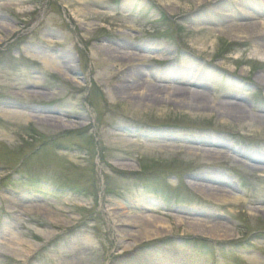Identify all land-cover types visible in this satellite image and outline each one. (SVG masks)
I'll list each match as a JSON object with an SVG mask.
<instances>
[{"label": "rangeland", "instance_id": "rangeland-1", "mask_svg": "<svg viewBox=\"0 0 264 264\" xmlns=\"http://www.w3.org/2000/svg\"><path fill=\"white\" fill-rule=\"evenodd\" d=\"M176 1L0 0V29H16L0 31V108L23 114H0V264H264V172L227 149L226 163L189 152L213 148L187 142L210 139L264 154V124L171 103L142 107L119 87L130 74L162 73L187 58L214 73L208 102L234 92L229 84L236 83L260 113L264 86L256 78L264 62L254 41L211 31L226 23L205 12L222 3L236 11L234 23H264V0H203L198 8ZM236 1L257 4L259 16L241 15ZM139 45L170 53L132 49ZM110 47L147 60L115 63ZM48 57L61 72L45 64ZM34 82L45 95H31ZM47 116L68 125L41 119ZM203 174L229 178L239 201L196 190L194 176ZM119 207L168 225L139 219L127 230L142 237L131 235L137 245L124 252L108 217ZM147 229L161 236L145 240Z\"/></svg>", "mask_w": 264, "mask_h": 264}, {"label": "bare ground", "instance_id": "bare-ground-1", "mask_svg": "<svg viewBox=\"0 0 264 264\" xmlns=\"http://www.w3.org/2000/svg\"><path fill=\"white\" fill-rule=\"evenodd\" d=\"M167 6H173V5H180V1L176 0H162ZM189 0H186V2ZM195 2V7H201L205 4V1L203 0H190ZM237 2V11L239 13L249 19H256L259 15V7L257 4H249L248 1H236ZM208 4V1L206 2ZM263 5V4H262ZM264 6V5H263ZM264 8V7H263ZM206 15H211L212 13L216 14L222 21L226 23L225 26H222L221 29H212L211 31L225 34L230 36L233 40H237V43L240 41H246V40H253V48H254V54L257 59H260L261 62H264V23H234V15L236 11L233 10H227L224 8V4L220 3L216 6L212 7L211 11L205 12ZM257 15V16H256ZM99 16V15H94ZM205 16V15H203ZM206 17V16H205ZM9 31L11 33H14L16 31L13 27H5L0 29V31ZM248 41V42H249ZM1 42V40H0ZM136 51H161L162 53L166 54L169 51L165 49V47L162 46H147V45H139L132 48ZM106 52L110 54L109 60H113L115 63L120 62L123 60H128L130 64L143 62L146 58L140 56L138 53H131L128 51H124L122 48H106ZM157 51V52H158ZM170 53V52H169ZM168 53V55H169ZM167 55V54H166ZM155 59V58H154ZM151 60V59H150ZM144 62V63H145ZM144 63L140 64L143 65ZM45 64L46 65H52L53 69L58 70L61 72V69L58 66L57 60L53 57L45 58ZM65 67H67L68 70H75L72 65H70V61L65 60L64 61ZM179 67L174 68L170 67L169 71H164L162 73L156 74L150 73L147 74L144 71H141V76L139 75H129L125 77L121 83L120 88L122 89L123 93L122 95L127 98L128 100H134L139 99L140 105L142 107H151L154 105H158V103H171L176 104L180 107H185L190 111H216L223 119L227 120H248L254 119L253 121L257 123L264 124V107L260 111V113L255 114L254 111L256 110L257 106L251 105L247 99L241 95H239L238 90L244 89V87L237 85L236 83H230V87L232 88V93H225L223 95V99L220 101L219 98H215V103H210L208 100L210 99V93L207 92L208 85L207 82L213 80L214 73L207 71L205 68L203 69L201 65H198L196 62L190 61L186 59H183V61L179 64ZM66 69V68H65ZM176 69V70H175ZM148 71V70H147ZM244 73V72H243ZM169 76V79L165 80L161 76ZM37 81V79H35ZM166 82L167 85H158L155 82ZM256 82L258 85L264 86V76H258L256 78ZM33 87L36 89L34 91H30L31 95H45L46 93H42L38 87V82H34ZM235 89V90H234ZM215 97V96H214ZM254 113L251 115L250 113ZM0 114L2 116H5L7 118L9 117H22V113L18 112H10L5 111L2 108H0ZM32 118H37L31 116L30 120ZM42 120H46L49 122H52L56 125L61 126H67V122L60 121V119L55 118L53 116H47L45 118H41ZM72 126V125H71ZM253 127V125H251ZM175 141H182V139L178 137H172L170 138ZM180 139V140H178ZM191 142L195 145H203L206 144L207 146L211 145L213 149H202L199 147H189V152H196V153H202L205 156H208L213 159H224V163L228 161L227 154L224 152L225 149L232 151L235 155L238 157L244 158L246 160L251 161L253 163V166L255 169L264 172V154L262 153L263 150L258 149V151H243L242 149H236L232 147L231 145H227L226 143H222L221 141H213L208 139H201V140H188L187 142ZM189 142V143H190ZM167 147H178V146H172V145H166ZM215 146V148L213 147ZM261 150V151H260ZM122 167V166H121ZM129 168H132L130 166H127ZM126 168V167H125ZM126 168V169H129ZM217 175V174H216ZM220 175V174H218ZM198 182H196L193 187L200 191V192H208L209 194H212L214 197H216L218 200L226 203H235L239 201V196L234 195V185L231 182L229 178L222 179L218 176L213 175H196L194 176ZM121 207L117 209H112L108 211V217L112 221L115 230L118 235V242L121 250L124 252L133 248L135 245H137V242H131L129 237L131 235L141 236L139 233H131L129 234V230H127V227L137 224L139 222V219L141 221H147L149 223H158L161 227H166L168 225L167 221L158 220L157 218H154L153 216L149 215H141L140 217L138 215H127L123 213ZM147 209H145L146 211ZM260 212L264 213V207L260 209ZM176 220L181 223H188L191 224L192 227L194 226H200L203 223L196 221V220H190L188 218H176ZM156 221V222H155ZM215 228L223 229V226L216 225ZM224 232V231H222ZM161 232L157 230H146V234H144L145 240H151L156 237H160ZM225 234L219 233L218 237L220 239H226ZM142 237V236H141ZM38 248L40 245H33V248ZM35 248V249H36ZM34 249V250H35ZM31 254H29L27 257L20 256V258L26 260Z\"/></svg>", "mask_w": 264, "mask_h": 264}]
</instances>
